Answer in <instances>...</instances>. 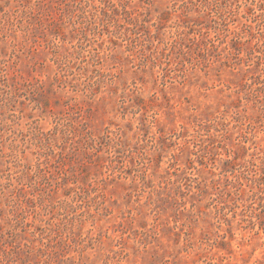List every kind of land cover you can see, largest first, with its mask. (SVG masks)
<instances>
[{"label": "rangeland", "instance_id": "obj_1", "mask_svg": "<svg viewBox=\"0 0 264 264\" xmlns=\"http://www.w3.org/2000/svg\"><path fill=\"white\" fill-rule=\"evenodd\" d=\"M0 264H264V0H0Z\"/></svg>", "mask_w": 264, "mask_h": 264}]
</instances>
